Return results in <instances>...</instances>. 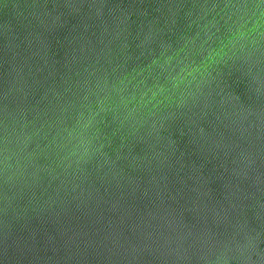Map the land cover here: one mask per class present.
<instances>
[{"label":"water","instance_id":"water-1","mask_svg":"<svg viewBox=\"0 0 264 264\" xmlns=\"http://www.w3.org/2000/svg\"><path fill=\"white\" fill-rule=\"evenodd\" d=\"M0 264H264V0H0Z\"/></svg>","mask_w":264,"mask_h":264}]
</instances>
